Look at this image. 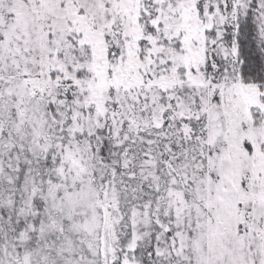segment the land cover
I'll list each match as a JSON object with an SVG mask.
<instances>
[{"label":"snow or ice","instance_id":"1","mask_svg":"<svg viewBox=\"0 0 264 264\" xmlns=\"http://www.w3.org/2000/svg\"><path fill=\"white\" fill-rule=\"evenodd\" d=\"M0 264H264V0H0Z\"/></svg>","mask_w":264,"mask_h":264}]
</instances>
